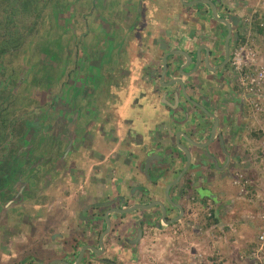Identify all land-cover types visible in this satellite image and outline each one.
I'll list each match as a JSON object with an SVG mask.
<instances>
[{
  "label": "flooded vegetation",
  "instance_id": "af4514ba",
  "mask_svg": "<svg viewBox=\"0 0 264 264\" xmlns=\"http://www.w3.org/2000/svg\"><path fill=\"white\" fill-rule=\"evenodd\" d=\"M44 1L47 2L45 9L49 8L47 18L50 27L43 39L53 38L57 44L47 52L43 48L34 52L32 50V55L28 53L31 58L27 61L30 64L33 57L49 58L52 63L62 60L63 46L60 43L64 41L63 34L67 29L65 25L61 27L59 17L65 15L64 12L68 14L74 7L71 0ZM79 1H85V8L81 10L83 12L72 14L66 19L67 23L73 24V28L67 32L78 49L77 56L84 57L80 52L86 50L90 58H99L101 72H104V76L109 74L104 82L111 81L118 86L128 83L129 79L146 82L148 89L143 104L140 103V97L131 100V105L135 106L134 112L141 109L150 116L154 109L157 116L163 112L160 114L167 116V119H171L177 112L182 113L180 123H175L180 125V129L170 138L176 146L174 152L169 153L168 149L166 159L158 162L157 153L149 155L152 151L144 153L140 150L141 143L138 142L142 140L138 129L125 128L126 125L141 123L140 113L137 112L135 116L130 113L128 118L124 117V129L116 132L111 127L115 135L113 140L118 143L121 141L118 137L127 138L134 133L135 145L127 160L124 157L121 161L127 169L121 170V177L111 184L115 186V191L109 186L112 192H108V188L101 185L107 175L103 169L113 158L108 157L107 153L93 150L92 144L94 137L100 131H105L106 124L111 123H108L111 116L108 113L113 110L105 112L104 124L100 129L101 125L97 126L85 114L81 113L83 119L79 117L74 111L75 101L70 98L71 102L65 100V109L62 112L56 110L55 113L56 95L47 92L54 86L57 91L69 88L71 78L78 79L79 86L83 87L86 80L84 68L88 70L90 66L87 59H79L66 66L58 63L56 66L41 65L40 69H48V74L43 76H39L32 67L29 71L32 80H26L15 95L12 91L22 80L12 75L6 77L8 68L1 61L5 55L17 53L1 54L0 112L7 111L9 118L13 116V122L9 130L1 132L7 135L8 141L4 140L0 144V251H6L5 254H9L5 257L6 261L15 260L14 264H123L127 260L134 261L137 255H141L142 245L147 247L150 244L151 248L158 245L157 233H168L175 224L187 220L185 209L179 202L184 205L186 202L195 204L199 198L202 209H213L217 213L215 206L222 205V196L229 194L217 188L224 179L233 181L240 166V143L246 142L249 145L254 142L253 131L249 134L251 139L244 135L253 127L248 115L251 110L239 87L232 81L230 62L235 47L245 37L247 19L257 12L252 8L260 0H211V4L198 3L193 8L189 7L194 11L193 18L185 19L183 28L182 25H175L166 34L165 52L153 53L151 48L155 41L149 39L150 45L147 44L145 50H150V54L143 60L145 64L142 65V74L127 71L119 65V58L124 56L125 51L117 57L103 56L102 46L98 47V39L103 36L95 37L94 56L89 43L90 35L93 34L89 25L95 26L96 35L102 29L108 31L114 36L112 41L115 43L116 33L124 34L125 37L119 38L122 42L128 41V36L140 37V32H146L147 39L151 38L149 31L158 25L153 22V10L150 9L156 1L137 0L141 10L148 14L142 21L136 16V0H115L112 10L108 7L114 0ZM126 4H131L132 9ZM123 13L127 18L124 21ZM89 20L91 23L88 25ZM253 20L254 32H257L255 25L258 21L254 17ZM156 46L159 47L157 43ZM120 48L112 45V54H117L116 50ZM6 61L7 65L12 62L8 59ZM24 61L26 63V59ZM100 66L93 67L99 69ZM81 72H84V76ZM47 79L48 83L42 86L41 82ZM14 80L16 82L13 83ZM29 87H33L31 89L34 92L40 89L35 97L30 94V105L22 106L26 97L24 92ZM84 89L87 96L97 92L93 88ZM37 101L41 102L40 107L48 105L47 109L41 111L39 123L31 119L36 108L30 106L32 103L36 105ZM57 118H60L59 125L62 121H68L66 126L53 129L55 126L52 125ZM107 132L105 135L108 139L109 130ZM47 137L50 138L48 142ZM50 143L52 146H49ZM116 143L114 145L118 146ZM9 149L13 153H9ZM188 153L192 156L189 166ZM142 155L147 157L141 160ZM7 157L9 159L6 161ZM73 157L82 160V166L69 167L68 161ZM134 170L139 173L137 176L141 174L144 177L143 182L137 180L136 176L127 177ZM162 173L163 178H159ZM172 183L176 184L171 187L168 197L171 199V192H176L179 195L177 200L180 201H170L167 197L168 185ZM157 191L163 192L164 196L158 195ZM212 195L217 199L214 200ZM58 201L65 204V222L61 217L49 214L50 207L57 206ZM156 202L164 204L166 211ZM216 202L221 204L217 205ZM45 209H48V213H45ZM129 209L135 210L128 212ZM175 219L180 221L172 223ZM153 239L156 241L151 242ZM29 252H33V257Z\"/></svg>",
  "mask_w": 264,
  "mask_h": 264
},
{
  "label": "rangeland",
  "instance_id": "374dc122",
  "mask_svg": "<svg viewBox=\"0 0 264 264\" xmlns=\"http://www.w3.org/2000/svg\"><path fill=\"white\" fill-rule=\"evenodd\" d=\"M71 1L74 2V7L71 10H69L68 14H66V12H64L65 15L60 16V17L58 16L60 19L59 22H60L61 27L63 28L65 25L64 28H66L67 31L73 28V24L67 23L68 21L66 22V19L68 18V16H70L72 14H77V12L82 13L83 11H81V10L85 8V7H83V4H85V1H79V3L77 2V0H71ZM155 1L156 2L154 3V5H157L159 7H161V6L166 7L167 6V3L164 0H163V2H159L158 0H155ZM35 2H37V5L35 8L32 5V8H33L32 12L29 13L28 15L25 13L24 15L19 16L16 19L17 24L15 26H13V25L11 26L12 31H14V30L16 31L15 35H20V37H18V38H20V40H22L21 42H19V47H21L19 50L20 52H18L17 55H12V56L5 55V58L3 59L4 61L0 60L1 63H3L8 68L6 77H9L12 75L15 77V79L20 78L22 80L21 84H19V86L16 85L15 89L12 91V92H14L15 95L21 90V88L23 87V83L26 82V80L27 81L32 80L31 72H29V71H31L30 69L32 67L35 68V70L37 71L39 76H43V75H45V73L48 74V69L47 68L46 69H40L41 65H43V67L44 66H46V67L47 66H53V65L56 66L58 63L56 61L54 63H52L49 58H44V57L40 58V59H38V57L37 58L33 57L32 59H30V61L32 62L31 64H30V62L27 61L28 58H31L30 55H28V53H30L32 55L33 48H37V45L39 46V43L41 44V41L39 42V39L42 38L41 40H43V36H44L46 30H48L50 27V25H49L50 21L47 18V11L49 8L45 9V5L47 2L44 0H38ZM114 4H116L115 0H114V3L108 7V9H110V10L114 9V7H115ZM135 4H136V6H138L136 16L138 15V18H140V20L142 21L143 19L146 18V16L148 14L146 13L145 10H141L140 2H137V0H136ZM126 5L130 6V9H132L131 4L130 5L126 4ZM2 8H4V6L1 7L0 9H2ZM165 9H167V10H165ZM165 9H164V12H166L168 14V16L171 15L172 10L170 11V9L168 7ZM252 10L257 11L258 13L257 12L256 13L260 14V18H261L260 20L264 23V0H260V3H255V6L252 8ZM160 12L161 11L157 12V10L153 11V17H154L153 22L155 24H160L159 20L157 19L158 17L160 20L162 19V13H160ZM124 15H125V13H123V15H122L123 21L126 18ZM73 17H75V15ZM86 19H88V18H86ZM2 20L3 19L1 17L0 22ZM125 21H127V20H125ZM162 21L166 22L167 19H162ZM90 23H91V21L89 20V23L87 22V24L89 25ZM89 26L92 28L90 31L93 32V34L90 35L91 40H89L90 47L92 48L91 53H93L94 56L96 55V52L94 51L95 46H96L95 42H94L95 37L96 36H103V38H102L103 40L100 38L98 39V41L100 43V44H98V47L101 48V46H102V50H101L102 53L101 54H103V56L105 55V57L107 58V57L112 56V55L116 56L118 54H122V53H124L122 51H125L124 56L119 58V65L121 67L126 68L127 71L135 72V74H142V71H143L142 65L145 64V62L143 60L145 58H147L148 55L150 54V50H145V46H147V44L150 45L148 43V41L150 42L149 39H151V40L153 39V41H155L157 38H160V40L161 39L163 40L166 36V30L168 32H170L174 28L173 26H170V27L164 26L161 29V25H159V27H157V25H156L154 27V29H152L151 32L149 31V33H151V38L148 37V39H147L146 32H140V37H139V35H138V37H136L135 35L134 36H128V41L125 40L124 42L119 41V38L125 37L124 34L119 35L116 33L117 39H116V43H115L112 41L113 40L112 38L114 36H112V34H110L108 31L104 32V31H102L103 30L102 29L101 32H99V34L96 35V33L94 31L95 26H93V25H89ZM127 30H129V28H127ZM62 31H63V29H62ZM67 31H65V33L63 34L64 41H62L60 43L63 46V48H61L62 60H60L58 65L66 66L67 64H69V63L71 64L76 60L83 59L85 61V59H87L86 62H88V64H90V66H89L88 70L86 68H84V71H86V74H85L86 80L82 84L83 87H80L78 82H77L78 79L71 78V80L73 82L71 81V83H69L70 84L69 88H67V89L63 88V91H57V90H55L57 87L54 86V88L47 90V92H48V94L56 95L57 103H56V106L54 108L55 113L57 112L56 110H59L62 112L65 109V100H66V102H68V101L71 102V100H74L75 101V102L73 101L74 102V111H76L77 114H79V117L81 119H83L81 113L85 114L87 118L89 117L94 122H96L97 126L101 125L100 129H102V124H104L105 112L108 110H111V109L113 111H115L116 113H114L113 111L108 113V114H111L110 121H108V123H110V122L111 123L105 125L106 133H108L107 131L109 130V135L107 134L108 139L105 135V131H100L98 133V135H96V137H94V142L92 144L93 150H95V151L98 150V152L101 154H104V153L109 154L111 149L116 150V149H120L122 147L121 145H119V143H116L118 146L114 145V143H113L114 140L111 137L112 136L111 127L115 128L116 132H120L119 130L124 129L122 127V125H124L123 124L124 123L123 118L129 117L128 115L130 113H132L135 116V114L137 112H139L140 117H141L140 118L141 122L151 119V117L149 116V113L145 114L140 108H139L140 111L134 112L133 109L135 106L131 105V100L135 98V96L140 92V90L147 92L148 85L144 81H137V80H130V79L128 80V83L125 82L121 86H118L117 84H115L111 81L110 82H107V81L104 82V80H106V78H109V74L107 73L104 76V72H101L102 69H100L101 64H100L99 58H96V57L90 58V55H89L90 53L88 54V52H86V50L84 52H80V53H82L81 55L84 57L77 56L76 53H77L78 49H76V46H75V44H73L72 38L69 35V32H67ZM141 33H142V36H141ZM109 36L111 37V39H109ZM13 39H15V37ZM78 43H79V37H78ZM84 43H85V45H87L86 40L84 41ZM157 43H159V42H157ZM5 44H6V37L0 36V50L2 49V47H5V46H3ZM104 44H107V46ZM112 45L113 46L116 45L117 47H121L123 49L121 50V48H120V49L116 50V51H118L117 54H112V52H111ZM256 45H257V47L261 53V56L264 59V37H262V39ZM42 46L38 47V48L41 49V48H43ZM85 48L86 47H80V49H85ZM152 48H153V50H152L153 53L155 51L159 52L158 50H156L157 49L156 43H154V45L152 44ZM30 49H31V51L28 52V50H30ZM50 49L52 50V48H50ZM33 52H34V50H33ZM54 53H56V52H54ZM6 59L12 60V62L9 65H7L8 63H7ZM24 59H26V63H25ZM92 61L94 63H92ZM93 66H100V67H99V69H97V68H94ZM102 68H103V64H102ZM112 69H108V70H112ZM81 73H82L81 75L84 76V72H81ZM79 77L81 78V76H79ZM122 79L123 78L121 77V80ZM46 82L48 83V79L46 81L41 82L42 86H44V83H46ZM133 82H135V83H133ZM50 84L52 85V83H50ZM84 87H86L87 90L89 88H93L94 90H97V92L91 96H89V95L87 96V94H85ZM31 88H33V87H29L24 92L26 97H24L23 101L21 100L23 103L22 106L30 105L31 104L30 94L33 95V97H35V95L38 94L39 89H40V88H38V90H36L34 92L33 91L34 89H31ZM108 89H110V91H108ZM121 89H124V90H121ZM44 90L42 93H44ZM108 96L112 97V99L109 98ZM142 100H141V104H143ZM36 103H37L36 105L34 103H32V105L30 106V107L35 106V108H36L35 110H33L34 114H33V116L31 115L32 116L31 119L35 120L36 123H39V121L41 120L40 117L42 116L41 111H44V109H47L46 106H48V105H44V106L40 107L41 102L37 101ZM6 104H9V103H6ZM63 105H64V108H63ZM51 106H52V104H51ZM263 108H264V106H263ZM131 110H133V111H131ZM251 112L252 111L248 112V115H249V119H250L249 121H250L251 125H253V127H250V129H249L250 132H247L244 135L249 136V134H251L252 131H253V133L261 131L262 134H264V110L254 112L255 116H253L254 113L253 112L251 113ZM5 113H7V111H4V114ZM151 113H152V115L153 114L157 115L156 114L157 112L154 113V109L152 110ZM160 113H163V112H160ZM61 114L62 113L58 114V116H60ZM108 114L106 115V117H108ZM59 120H60V118H57L54 121L52 126H55V127H53V129L57 128L59 126L65 127L66 123L68 122V121H62L61 124L59 125V123H60V122L58 123ZM29 121L31 123L30 119H29ZM151 126H153V123ZM129 127L131 129H133V127H135L136 130L138 129V133L141 135H144V136L151 135L149 124H141V123L138 124L137 123V125H135V124H132L130 126L126 125L125 128L128 129ZM249 139H251V136H249ZM9 140H10V138H9ZM6 141H8V140H6ZM48 141H50V138L47 137L46 142H48ZM263 142H264V138H262V139L254 138V142L249 143V145L246 142H241L239 145V146H241L240 147V153H239L240 157L238 160L240 166L236 170V172L238 170H243L244 174L251 175L253 183L256 184V189H257L256 193L259 195L254 202V207L255 206L258 207L260 205L259 203H260L261 199H262V201L264 199V156L262 155V151H261V146H262ZM246 144L248 145V149L246 147ZM49 146H52V144L50 143ZM11 151L13 153V150H10V149L8 150L9 153ZM8 159L9 158L7 157L6 161ZM68 162H70L69 167H73V166H77V165L82 166V160H77L74 157ZM119 167L121 170L127 169V167L123 166L122 163L119 165ZM221 189L223 190V193L224 192L229 193L228 195H224L221 198L222 202H223L221 205L222 211H225V205L226 204H224V203H227L228 201H232V203H230V206H231V209L233 210V212L221 214L223 224L233 225L235 227V228H232L231 231L229 230L228 233H226L227 237L223 236V235H220L219 237H217L215 239L211 238V237H203V238L194 237L192 235V230L187 227V224L189 222V220H187L186 222H184V224L182 226L180 224L178 227V225L176 224L175 227L173 228V230L172 229L169 230L168 233H165V232L164 233L161 232V234H160V232L157 233V234H159L157 237V242H158L157 244L158 245H155L154 248H151L150 244H148L147 247L142 245L140 247V252H141L140 254L141 255H137L136 259L134 261L130 262L131 260H129V261L127 260L126 262H123V264H176V263L186 264L188 256L186 254H183V252L181 251V248H184L186 245H188L191 242L196 243L198 245L197 246L198 249L206 255H213V254L215 255L217 253V251H219L223 260H226L228 262L227 264H232L231 261L235 264H239L235 260L237 258V255L240 252H242L243 249L249 248L250 244L252 243V241L255 239V237L259 233L260 228L263 227V224L260 221H256L255 223L243 226L242 217H244V215L249 213L250 206L247 205L245 202L238 200L237 196H238L239 191L236 187L233 186L232 180L224 179L220 183L219 188H217V190H219V191H221ZM194 206H195V204H194ZM197 210H199V211L203 210L205 213H207V209H202V207L199 203L196 204V208L194 209V212H196ZM45 213H48V209H45ZM52 215H56V216L61 217L63 222L67 221V214L65 211H59L58 213L56 212V214H52ZM236 215H238V216H236ZM239 230H241V232H239ZM175 231H176V233H175ZM241 236L244 237V239H242ZM234 237H235V239H232ZM252 237H254L253 240H252ZM234 240H237L238 243H232V241H234ZM153 241H156V240H154V239L151 240V242H153ZM29 247L31 248L33 246H29ZM33 252H34V250H33ZM33 252H29L32 257H33ZM5 253H6V251H0V264H3V260L5 261L4 263L14 264L16 262L15 260L10 259V261H8V262L6 261L5 257L8 256L9 254H5ZM3 254H5V255H3Z\"/></svg>",
  "mask_w": 264,
  "mask_h": 264
},
{
  "label": "built area",
  "instance_id": "2783aa9c",
  "mask_svg": "<svg viewBox=\"0 0 264 264\" xmlns=\"http://www.w3.org/2000/svg\"><path fill=\"white\" fill-rule=\"evenodd\" d=\"M253 17L255 16H251L250 19H247L248 27L245 32V37L235 47L231 57L230 67L233 75V80H231L239 87L245 101L250 105V110L254 113L256 111L264 110V59L256 45L259 38L262 37L259 35L258 31L254 32ZM261 26H264V23H262ZM253 116H255V113ZM261 151L264 156V142L262 143ZM251 183H253V181L244 174L243 170H238L235 173L233 186L238 189L239 196L246 193ZM230 211L231 206L227 205L224 213H230ZM208 212V216L213 215V209H208ZM256 221H260L263 224V227L260 228V231L255 238L257 245L256 247L249 248L246 252H240L237 255L235 260L239 264H264V210L256 213L249 212L242 217V222L245 226L255 223ZM230 226L233 228L232 225H228V227ZM187 227L192 230V235L194 237L197 236L198 238H202L206 236L214 239L217 238L214 231L209 233V231L204 232L202 230V227L198 223L197 213L195 214V212L192 213V217L189 220ZM221 228L223 230L224 225H221ZM197 246L196 243L191 242L184 247V252L188 256L186 264L228 263L226 260H223L219 251H217L215 255H206L202 253ZM231 263L235 264L232 261Z\"/></svg>",
  "mask_w": 264,
  "mask_h": 264
},
{
  "label": "crops",
  "instance_id": "0c3cea01",
  "mask_svg": "<svg viewBox=\"0 0 264 264\" xmlns=\"http://www.w3.org/2000/svg\"><path fill=\"white\" fill-rule=\"evenodd\" d=\"M158 1L159 2H163V0H158ZM164 1L167 3L166 7H164V6L159 7V6L155 5V6L150 8L153 11L154 10H157V12L161 11L160 13H162V19H167V21L164 22V21H162V19L160 20L159 17L157 18L159 20V22H160V24H158L157 27H159V25H161V29L164 26L170 27V26H175V25H177V26L178 25H182V28H183V25H185L183 21H185V19L191 20L193 18L192 14L194 13V11L190 10V8H193L194 3H196V1H198V0H164ZM167 7L170 9V11L172 10L171 15H169V16H168V14L166 12H164V9L167 8ZM184 7H187V8L184 9ZM165 10H167V9H165ZM167 33H169V32L166 30V34ZM157 42H159V43H157ZM155 43H157V45H159V47L156 46V48H157L156 50H158L159 52L160 51L165 52L167 50V40L165 38L163 40L162 39L160 40V38H157L155 40ZM152 50H153V48H152ZM158 53L156 55H159ZM144 95H145V97H144ZM139 97H140L141 100L143 98H146V92L140 90V92L137 94V96H135V98H139ZM141 100H140V103H141ZM142 101L144 102V99ZM150 117H153L152 114L150 115ZM155 117L156 118H151V120L149 122H147V121L141 122V124H149L150 125L149 128H150L151 135L150 136L148 135L146 137L147 140L144 141L143 143L141 142L140 145H142V146L144 145L145 149L147 151H152L149 155L157 153L156 159L159 162L160 159H162V160L166 159V156H167L166 152L168 151V149H170L169 153L171 151L174 152L173 150H174V147L176 145L173 144L174 141L172 142L170 140V138L172 137V135H174V133L176 131H178V129H180V125L177 126L175 123H180L179 119L181 120L182 113L177 112L175 116L173 114L172 118H171L172 120L171 119H167L168 117L167 116L165 117L162 114H159L158 116L156 115ZM169 120H171L173 122H170ZM152 123H153V126H151ZM134 130H136V129H134ZM111 137H112V139L115 138L114 131H112V136ZM118 139L121 140V141H118V143L122 147L120 149H116V150L115 149H111V151L108 154V157L113 158V160H112V162H109L107 164V166L105 165V168L103 169V171H105L104 173H106L107 175H106V180L102 179L103 183H101V185H104L105 187H107L108 188V192H112V190L115 191V186H112L113 185L112 183H114V180H117V178H120L121 175L123 174V171L121 172V169H120L119 165L121 164V161L124 159V157H126V160H127L129 152L133 151L132 147L135 145L134 141L136 139V136L133 133L132 136L129 134L127 138L125 136L124 138L118 137ZM115 141L116 140H114V142H113L114 144L116 143ZM138 143H140V142H138ZM118 150H120V151H118ZM147 151L144 152V153H147ZM147 156L142 155L141 160L145 159V157H147ZM136 170H134L132 173H128L127 177H132L133 178L134 176H136L137 180L143 182L144 181V177L141 174L139 176H137L139 173ZM109 186H110V188L112 190H110ZM170 190H172L171 186H170L168 191H170ZM157 194L164 196L163 192H161V191H157ZM169 194H170V192H167V197L170 196ZM171 196H172L173 199L171 198L169 200L170 201H175V200L178 199L179 195H177L176 192L174 194H172V192H171ZM168 198H170V197H168ZM199 200H200L199 198L196 199L195 206H194V203L186 202L187 204L185 203V205H184L183 202L182 203L179 202V204L182 205L184 207V209H185V214H187L186 217L190 218L189 215L196 208V204L200 203ZM177 201H180V200H177ZM228 202H230V201H228ZM157 203H159V202H156L155 204H157ZM218 203L220 204V202H218ZM155 204H153V205H155ZM259 204H260L258 206V207H260L259 209H264V199H263V201L261 199ZM151 207H153V206L151 205ZM64 208H65V204H63L62 202L58 201L57 206L50 207L49 214L52 215V214H56V212L58 213L59 211H64ZM70 215H72L71 212H70ZM73 215H74V213H73ZM188 218H187V220H188ZM187 220H184L181 223L178 222L179 223V224L177 223L178 227H179L180 224L182 226L184 224V222H186ZM175 225L172 228H170V229L173 230ZM239 232H241V230H239ZM175 233H176V231H175ZM253 238L254 237H252V240H253ZM232 239H235V237L232 238ZM242 239H244V237H242ZM232 243H238V241L234 240V241H232ZM250 246H251V244H250ZM244 250H242V251H244ZM63 264H69V263L64 262Z\"/></svg>",
  "mask_w": 264,
  "mask_h": 264
},
{
  "label": "trees",
  "instance_id": "16d2710c",
  "mask_svg": "<svg viewBox=\"0 0 264 264\" xmlns=\"http://www.w3.org/2000/svg\"><path fill=\"white\" fill-rule=\"evenodd\" d=\"M38 1V0H37ZM33 7H36V3L34 2V0H0V8L4 6V8L0 9V18L2 17V21L0 22V36H5L6 37V44L3 45L5 47H2V49L0 50V55L4 54L5 52H12V53H18L20 52V48L19 47V42H21L22 40H20V35H15L16 31H12L11 26H15L16 23V19L19 16L24 15L25 13L28 15L29 13L32 12ZM257 24V30L260 36L264 37V26H261V24L263 23L260 19V14H256L255 17ZM15 37V39H13ZM41 41V44H39V46L43 47L44 51H50V48H52L55 44H57V42L55 40H53V38L47 37L46 39L43 40H39V42ZM36 45V44H35ZM34 45V46H35ZM33 46V47H34ZM37 45V48H33V50L38 49L39 47ZM46 49V50H45ZM1 71V70H0ZM16 82V80L13 81V83ZM2 113V114H1ZM9 115V114H8ZM6 113L4 114V111L0 112V144L2 145L4 140H6L8 137L7 135H5V131L9 130V126L12 125L13 122V116H11L9 118ZM2 131H4L3 133H1ZM262 132H255L253 133L254 138L256 139H262ZM5 150V148H4ZM249 179L252 180L251 175H247L245 174ZM253 181V180H252ZM256 184L255 183H251L250 186L248 187L246 193L242 196H237L238 200L245 202L247 205L250 206V210L249 212H259L261 210L264 209H260V207L255 206L254 207V202L257 199L258 195L256 193ZM227 204V203H224ZM253 208V209H252ZM197 218H198V223L199 225L202 227V230L204 232L209 231V233L213 232L215 233V235H217V237H219L220 235L226 236V233H228V231H231V226L228 227V225H224L222 222V217L221 214L217 215L216 211H213V215L208 216V211L207 213H205L203 210H197ZM223 213V212H222ZM238 216V215H236ZM192 217V215L190 216V218H188V220H190ZM221 225H224V229L222 230ZM197 237V236H196ZM206 237V236H205ZM203 238V237H202ZM256 238V237H255ZM257 242L256 240H253V243H251V246L249 248L252 247H256ZM249 248L247 249H243L244 251L242 252H246ZM181 251L183 252V254H185L184 252V248H181Z\"/></svg>",
  "mask_w": 264,
  "mask_h": 264
},
{
  "label": "water",
  "instance_id": "95a60500",
  "mask_svg": "<svg viewBox=\"0 0 264 264\" xmlns=\"http://www.w3.org/2000/svg\"><path fill=\"white\" fill-rule=\"evenodd\" d=\"M198 3H201V4H205V5H206V4H208V3L211 4L212 1H211V0L196 1V3H194V5H195V4H198ZM155 116H156V115H155ZM155 116H153V117H151V118H156ZM150 120H151V119H150ZM150 120H147V122H149ZM140 135H141V134H140ZM141 137H142V138H141V140H142L141 142H142V143H143L144 141L147 140L146 137H145L144 135H142ZM141 142H140V143H141ZM139 145H140V144H139ZM140 147H141L140 150H141L142 152H146V151H147V150L145 149V146H144V145H143V146L140 145ZM146 155H147V154H146ZM191 158H192V156L190 155V153H188V164H187V166L190 165V160H191ZM183 173H185V171H184ZM182 175H183V174H182ZM182 175H181V176H182ZM159 178H163V173L159 176ZM168 179H169V178H168ZM168 179H167V180H168ZM165 181H166V180H165ZM175 184H176V183H172V184L168 185V188H170V186L172 187V186L175 185ZM168 192H169V191H168ZM202 194L205 195L204 192H203ZM211 197H212L214 200L217 199L214 195H212ZM169 199H170V198H169ZM216 204H217V205H220L218 202H216ZM158 205H160V207H161L162 209H165L164 204H162L161 202H159ZM180 209H181V212L184 213V209L181 208V207H180ZM132 210H135V209H129L128 212H131ZM165 211H166V209H165ZM109 220H110V219H109ZM178 221H180V219H175V220H172V223H175V222H178ZM63 263H64V262H63Z\"/></svg>",
  "mask_w": 264,
  "mask_h": 264
},
{
  "label": "clouds",
  "instance_id": "9594fccd",
  "mask_svg": "<svg viewBox=\"0 0 264 264\" xmlns=\"http://www.w3.org/2000/svg\"><path fill=\"white\" fill-rule=\"evenodd\" d=\"M262 37V36H261ZM239 196V195H238ZM230 203H232V201H230V202H227V204L225 205V207L227 206V205H230ZM221 204V203H220ZM221 205L220 206H218V207H216L215 206V208L214 209H218V212H217V215H220V214H222V212L224 213V211H222V209H221ZM231 211L233 212V210L231 209ZM231 211H230V213H231ZM224 225H227V224H224ZM233 226V225H232ZM243 226H245L244 224H243ZM233 228H235L234 226H233ZM253 242V241H252ZM222 257V256H221Z\"/></svg>",
  "mask_w": 264,
  "mask_h": 264
}]
</instances>
